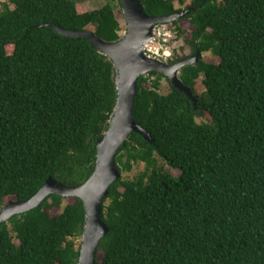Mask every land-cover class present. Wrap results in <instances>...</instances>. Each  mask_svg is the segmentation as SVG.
Masks as SVG:
<instances>
[{
    "label": "trees",
    "instance_id": "16d2710c",
    "mask_svg": "<svg viewBox=\"0 0 264 264\" xmlns=\"http://www.w3.org/2000/svg\"><path fill=\"white\" fill-rule=\"evenodd\" d=\"M140 1L148 16L177 11L173 0ZM116 2L85 12L74 0L2 3L0 208L48 178L73 187L92 174L117 98L113 65L86 39L45 25L116 43ZM185 9V43L219 63L180 72L194 94L203 89L197 109L171 86L161 95L162 74L139 77L133 118L152 142L131 133L116 154L120 174L143 171L110 186L95 264H264V0H189ZM62 200L50 195L0 223V264H76L84 207Z\"/></svg>",
    "mask_w": 264,
    "mask_h": 264
},
{
    "label": "water",
    "instance_id": "95a60500",
    "mask_svg": "<svg viewBox=\"0 0 264 264\" xmlns=\"http://www.w3.org/2000/svg\"><path fill=\"white\" fill-rule=\"evenodd\" d=\"M118 1L126 23V31L116 43H106L89 30L76 32L62 30L54 24L45 25L53 28L59 35L86 39L113 65L117 98L109 117L108 128L102 139L96 143L97 155L92 174L83 184L73 187L64 186L48 178L31 198L24 201L14 198L0 208V223H7L14 216L39 207L50 195L63 199L70 197L79 199L84 207L85 220L76 264H95L98 247L108 232V227L103 221L102 206L110 186L121 177L115 161L120 146L131 133L140 135L148 143L152 142L149 133L133 118L139 77H147L150 72L162 74L171 87L189 98L195 109L198 103L197 97L180 81L179 75L182 68L194 66L200 61V52L197 51L192 57L175 63H165L145 53L146 46L154 41L155 28L159 24L173 23L185 17L189 10L183 9L164 16H148L140 0Z\"/></svg>",
    "mask_w": 264,
    "mask_h": 264
},
{
    "label": "rangeland",
    "instance_id": "374dc122",
    "mask_svg": "<svg viewBox=\"0 0 264 264\" xmlns=\"http://www.w3.org/2000/svg\"><path fill=\"white\" fill-rule=\"evenodd\" d=\"M77 3V11L78 12H85V11H93V10H97L99 8H101L102 6L106 5L107 3H111L113 5H117L116 0H74ZM9 0H0V8L2 3H8ZM173 6L177 11L183 10L185 9V7L189 6V0H185V3L183 5H180L177 3L176 0H173ZM12 8V6H10ZM115 14H116V18L119 22V26H120V31H119V37L123 36L125 31H126V23L124 20V16L122 14L121 8L116 7L115 10ZM186 17V16H185ZM185 17H181L179 19H177L176 21H178L177 25H174L173 23H165V24H159L156 28H155V33H154V41L149 43L147 46L148 47H152V50L156 51L159 56H154L152 54H150L151 56H149L146 51L147 49L145 48V53L152 58H155L165 62V63H175L172 62L175 58H189L192 56L190 55L191 49L188 47V45L185 43V39L190 38V34L193 31V27L189 24L188 20ZM179 27V29L182 30V34L180 36H178L175 27ZM158 30L163 34H169L171 35L169 41H167L166 43H163L162 45L159 44V42H162L161 39L163 38L162 36L158 39H156V30ZM90 31V30H89ZM150 45V46H149ZM146 46V47H147ZM6 52L8 54H10L12 52V47L8 46L6 49ZM200 60L209 63V64H218L219 63V58H217L216 56H214L211 53H202L201 54V58ZM170 83L167 82L165 79H162L160 81V86H159V93L161 95H165L169 92V88H170ZM203 89L201 88V86H197V88L195 89V96H199L201 95ZM201 119H197V122H200ZM143 171V165H139V166H134L132 171L129 174H121V177L124 179H132V177L136 174H138L139 172ZM171 174L173 176H177L178 172L175 170H170ZM63 199V198H62ZM14 200V198H6L4 199V204L7 203L8 201H12ZM75 202V198L70 197V198H64L62 200V205L61 206H66V205H72ZM61 212V210L59 209H50L49 210V214L52 216H56ZM13 242L15 244H17L16 240H13ZM75 245L78 247L81 244V237H78L77 239L74 240ZM99 259H101V254H99Z\"/></svg>",
    "mask_w": 264,
    "mask_h": 264
},
{
    "label": "built area",
    "instance_id": "2783aa9c",
    "mask_svg": "<svg viewBox=\"0 0 264 264\" xmlns=\"http://www.w3.org/2000/svg\"><path fill=\"white\" fill-rule=\"evenodd\" d=\"M163 37L162 39H161V41L162 42H159V44H163V43H166L167 41H169V39H170V37H171V35H167V34H162L159 30H158V28H157V30H156V39L158 38H160V37ZM150 46V45H149ZM146 49H147V51H146V53L149 55V56H151L150 54H152V55H154V56H159V54L156 52V51H154V50H152V47L150 46V47H146ZM156 58V57H155Z\"/></svg>",
    "mask_w": 264,
    "mask_h": 264
},
{
    "label": "flooded vegetation",
    "instance_id": "af4514ba",
    "mask_svg": "<svg viewBox=\"0 0 264 264\" xmlns=\"http://www.w3.org/2000/svg\"><path fill=\"white\" fill-rule=\"evenodd\" d=\"M194 54H195V53H193V52L191 51L189 56H193ZM168 63H170V62H168Z\"/></svg>",
    "mask_w": 264,
    "mask_h": 264
}]
</instances>
